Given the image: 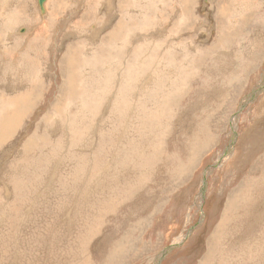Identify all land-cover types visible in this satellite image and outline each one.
<instances>
[{
    "label": "rangeland",
    "instance_id": "374dc122",
    "mask_svg": "<svg viewBox=\"0 0 264 264\" xmlns=\"http://www.w3.org/2000/svg\"><path fill=\"white\" fill-rule=\"evenodd\" d=\"M111 1L0 0V264H264V0Z\"/></svg>",
    "mask_w": 264,
    "mask_h": 264
},
{
    "label": "bare ground",
    "instance_id": "6f19581e",
    "mask_svg": "<svg viewBox=\"0 0 264 264\" xmlns=\"http://www.w3.org/2000/svg\"><path fill=\"white\" fill-rule=\"evenodd\" d=\"M48 0H46V2H47ZM111 0H106V2H110ZM114 1H116V0H114ZM119 3H121L120 2V0H117ZM205 1H207V2H209L210 0H205ZM218 1V6H220L221 8H224L225 7V4H226V2L225 1H221V0H217ZM46 2L44 3V8H45V11H46ZM113 1H111V3H112ZM137 2H138V0H137ZM110 3V4H111ZM217 3V2H216ZM191 5H193V1L192 0H183V12L185 13V12H187V13H190V7H191ZM146 7V6H145ZM42 12V11H41ZM42 13H44V12H42ZM184 13L182 14V15H184ZM128 15V17L132 20V22L134 23V24H136V23H138L137 22V19H136V14L135 13H128L127 14ZM150 16H147L146 18H149ZM121 18L122 17H120L119 18V20H118V23L117 24H120V21H121ZM44 20V19H43ZM146 22V21H145ZM92 28V27H91ZM93 29V28H92ZM119 30H122V27H119ZM137 30V29H136ZM163 30V29H162ZM141 32V31H140ZM110 34H112L113 35V38H115V36H114V34L113 33H110ZM161 35V34H160ZM157 36V35H156ZM155 37V36H154ZM157 38V37H156ZM147 41H148V39H147ZM133 42H134V40H133ZM140 48V47H139ZM138 48V49H139ZM151 48V47H150ZM129 51V50H128ZM99 52V51H98ZM132 52V51H131ZM136 52V51H135ZM139 52V51H138ZM128 56H129V54H128ZM147 56V55H146ZM152 56V55H151ZM131 57V56H130ZM150 60V59H149ZM144 62H146V61H144ZM154 63V62H153ZM146 64H148V63H146ZM157 64V63H156ZM149 65V64H148ZM150 65H152V64H150ZM147 66V65H146ZM131 71V70H130ZM152 71V70H151ZM5 74V73H4ZM110 76V75H109ZM111 78V77H110ZM149 79L150 78H148V81H149ZM124 85V84H123ZM256 91V90H255ZM157 92V91H156ZM124 94V93H123ZM23 95H24V93H21V94H18V95H16V96H18V99H16V100H14V98L16 97V96H14V97H11V98H7V99H3V98H1L0 97V140H2V139H4L9 133H11L12 132V129H11V127H13V128H15V126H16V124H17V122L21 119L20 117H22V115L24 114V110L22 109V112H21V110L19 109V103L18 102H22V103H25L26 104V102H24L23 101ZM261 95V94H260ZM145 96V95H144ZM249 98V97H248ZM19 100H22V101H19ZM152 103V102H151ZM155 103V102H154ZM15 105V106H14ZM115 106V105H114ZM148 106V105H147ZM150 106V105H149ZM153 106V105H152ZM118 107V106H117ZM134 107V106H133ZM133 109V108H132ZM136 109V108H135ZM139 109V108H138ZM134 110V109H133ZM139 111V110H138ZM148 112H150V111H148ZM115 113V112H114ZM118 115V114H117ZM136 115V114H135ZM123 116H124V113H123ZM151 116H154L153 115V113H152V115ZM133 117H136V116H133ZM136 119V118H135ZM144 120V119H143ZM151 121V120H150ZM149 121V122H150ZM136 123V122H135ZM134 123V124H135ZM138 123V122H137ZM136 123V124H137ZM151 123V122H150ZM149 123V124H150ZM155 123V122H154ZM146 124V123H145ZM148 124V123H147ZM133 125V124H132ZM111 126V125H110ZM151 126V125H150ZM130 127V126H129ZM135 127V126H134ZM143 127V126H142ZM141 127V128H142ZM152 127V126H151ZM169 127V126H168ZM9 128V129H8ZM154 128V127H153ZM107 129V128H106ZM110 129H112V128H110ZM113 130V129H112ZM127 130H129V129H127ZM142 130V129H141ZM170 130V129H169ZM105 132H107V131H105ZM114 132V131H113ZM126 132V131H125ZM132 132V131H131ZM162 132V131H161ZM108 133H110V132H108ZM141 133V132H140ZM167 133V132H166ZM112 134V133H111ZM113 134H115V135H117V133H113ZM124 134V133H123ZM132 134V133H131ZM115 135H114V137H115ZM155 135V134H154ZM112 136V135H111ZM157 136V135H156ZM110 137V136H109ZM118 137V136H117ZM111 138V137H110ZM161 137H159V139H160ZM163 138H164V136H163ZM111 139H116V138H111ZM129 139V138H128ZM135 139V138H134ZM137 139H138V137H137ZM150 139V138H149ZM130 140H133L132 138L130 139ZM136 140V139H135ZM141 140V139H140ZM161 140V139H160ZM117 141H118V139H117ZM138 141V140H137ZM152 142H153V139L151 140ZM108 142V141H107ZM112 142V141H111ZM123 142V141H122ZM126 142V141H125ZM134 142V141H133ZM142 142V141H141ZM140 142V143H141ZM152 142H151V144H152ZM156 142V141H155ZM160 142V141H159ZM158 142V143H159ZM110 143V142H109ZM139 143V142H138ZM144 143V142H143ZM142 143V144H143ZM145 143H149L148 141H146ZM161 143V142H160ZM126 144V143H125ZM150 144V143H149ZM154 144V143H153ZM153 144L151 145V146H153ZM155 144H157V143H155ZM194 144V143H193ZM135 145H137V144H135ZM144 145H146V144H144ZM160 145V144H159ZM112 146V145H111ZM141 146V145H140ZM139 146V147H140ZM148 146V145H147ZM146 146V147H147ZM151 146H149V147H151ZM162 146V145H161ZM161 146H159L160 148H162ZM131 147V146H130ZM144 147V146H143ZM155 147H157V146H155ZM154 147V148H155ZM118 148V147H117ZM128 148V147H127ZM137 148V147H136ZM143 149H145V148H143ZM143 149H140V150H143ZM158 149V148H157ZM156 149V150H157ZM119 150V149H118ZM121 150V149H120ZM133 150V149H132ZM138 150V149H137ZM161 149H159V151H160ZM144 151V150H143ZM152 151V150H151ZM141 152V151H140ZM93 153V152H92ZM142 153V152H141ZM147 153V152H146ZM163 153V152H162ZM157 154V153H156ZM132 155V154H131ZM137 155V154H136ZM134 156H135V154H134ZM157 156V155H156ZM160 156V155H159ZM132 157H133V155H132ZM147 157V156H146ZM122 158V157H121ZM120 158V159H121ZM136 158V157H135ZM153 158V157H152ZM158 158H160V157H158ZM119 159V158H118ZM146 159V158H145ZM147 159H149L150 160V158H147ZM154 159V158H153ZM157 159V158H156ZM130 160H132L131 158H130ZM155 160V159H154ZM121 160H119V162H120ZM133 161V160H132ZM122 162V161H121ZM138 162V161H137ZM151 162V161H150ZM218 162V161H217ZM136 163V162H135ZM155 163V161L153 162V164ZM153 164L151 165V166H153ZM121 166H123L122 164H120ZM140 165V164H139ZM149 165V164H148ZM108 166H109V164H108ZM126 166V165H125ZM133 166V165H132ZM165 166H166V164H165ZM142 167V166H141ZM107 168V167H106ZM131 168H133V167H131ZM130 168V169H131ZM213 168V167H212ZM119 169V168H118ZM122 169H123V167H122ZM138 169V168H137ZM92 170V169H91ZM103 170V169H102ZM105 170V169H104ZM119 170H121V169H119ZM125 170V172H127L126 170L127 169H124ZM173 170H174V168H173ZM122 171V170H121ZM130 171V170H129ZM119 172V171H118ZM123 172V171H122ZM133 172V171H132ZM207 172V171H206ZM128 173V172H127ZM134 173V172H133ZM138 173V172H137ZM140 174H141V172H139ZM130 174H131V172H130ZM126 175V174H125ZM100 176V175H99ZM102 176V175H101ZM122 176H124V175H122ZM128 176V175H127ZM125 177V176H124ZM138 178H140V176H137ZM126 178H128V177H126ZM95 179V178H94ZM141 180V179H140ZM145 180V179H144ZM154 181V180H153ZM119 182V181H118ZM148 183V182H147ZM147 183H145V184H147ZM152 183V182H151ZM138 184V183H137ZM143 184V183H142ZM170 184V183H169ZM106 185V184H105ZM203 185V184H202ZM206 186V185H205ZM148 190V189H147ZM145 192V191H144ZM148 192V191H147ZM147 192H146V194H147ZM151 192V191H150ZM151 194V193H150ZM152 194H153V192H152ZM137 219V218H136ZM153 219V218H152ZM101 220V219H100ZM145 226V225H144ZM76 228V227H75ZM144 228V227H143ZM142 228V229H143ZM138 232V231H137ZM136 233V232H135ZM137 234V233H136ZM137 236V235H136ZM43 239V238H42ZM52 239V238H51ZM138 243H140V242H138ZM175 244V243H174ZM43 245V244H42ZM138 245V244H137ZM176 245V244H175ZM44 246V245H43ZM220 246V245H219ZM171 247H173V246H171ZM249 248V247H248ZM237 249V248H236ZM164 250V249H163ZM222 251V250H221ZM165 252V251H164ZM213 252V251H212ZM236 252V251H235ZM252 252V251H251ZM214 253V252H213ZM209 258L210 257H212L211 256V253L210 254H206ZM213 255V254H212ZM214 257V256H213ZM218 258V257H217ZM160 259V258H159ZM225 259V258H224ZM162 260V259H161Z\"/></svg>",
    "mask_w": 264,
    "mask_h": 264
},
{
    "label": "water",
    "instance_id": "95a60500",
    "mask_svg": "<svg viewBox=\"0 0 264 264\" xmlns=\"http://www.w3.org/2000/svg\"><path fill=\"white\" fill-rule=\"evenodd\" d=\"M45 2H46V0H38V4H39L40 10L42 12H45V8H44V3Z\"/></svg>",
    "mask_w": 264,
    "mask_h": 264
}]
</instances>
